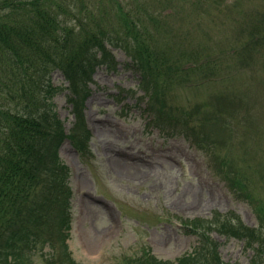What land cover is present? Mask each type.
<instances>
[{
	"label": "trees",
	"instance_id": "trees-1",
	"mask_svg": "<svg viewBox=\"0 0 264 264\" xmlns=\"http://www.w3.org/2000/svg\"><path fill=\"white\" fill-rule=\"evenodd\" d=\"M189 1L198 6V12L187 13L189 22L199 26L216 21L229 5V0ZM60 8L54 0H0V264H37L32 255L44 246L49 247L44 264H81L67 242L72 189L70 169L58 148L68 138L76 148L85 149L89 132L84 102L95 69L116 66L111 47L122 48L129 57L127 66L138 73L150 123L167 135L182 134L204 149L235 196L252 205L258 221L256 227L249 226L234 212L216 210L206 218H178L183 231L197 237L190 252L167 260L145 247L137 255L124 256L120 264H230L220 258L213 231L251 249L248 264H264V196L255 193L250 167L235 153L236 139L230 135L244 127L234 116L238 99L185 105L179 98L180 90L191 87L192 81L203 84L214 76L205 49L175 52L172 43L161 38L163 11L142 13L121 2L110 13L86 5L76 12ZM249 22L241 45L252 50L264 46V10L252 13ZM207 39L203 32L202 40ZM54 70L61 72L67 86L52 83ZM62 89L74 115L69 132L53 102ZM243 114L247 121L250 110L243 108Z\"/></svg>",
	"mask_w": 264,
	"mask_h": 264
},
{
	"label": "rangeland",
	"instance_id": "rangeland-1",
	"mask_svg": "<svg viewBox=\"0 0 264 264\" xmlns=\"http://www.w3.org/2000/svg\"><path fill=\"white\" fill-rule=\"evenodd\" d=\"M54 1L74 12L86 5L110 13L119 2L142 13L163 11L161 38L171 42L175 52L203 47L216 70H211L214 76L196 88L181 89L180 101L192 105L238 99L234 116L244 127L238 126L230 135L236 139L235 153L248 159L251 179L257 183L255 193L264 196V46L252 50L241 45L249 16L264 10V0H229L225 14L201 26L189 22L187 13L198 12L189 0H161L163 4L159 0ZM110 18L115 20L113 15ZM112 53L116 67L98 66L92 76L84 110L89 132L84 151L69 140L59 147L61 159L71 169L72 229L67 242L72 257L81 264H120L124 256L137 255L148 247L158 258L174 260L196 243V236L185 233L176 217H209L214 210L234 211L246 224L256 226L251 204L235 197L204 149L182 135H163L148 125L145 102L138 99L142 92L137 88V74L125 64L129 57L119 47H113ZM50 77L54 85L66 86L58 70ZM53 102L68 131L74 118L66 90L58 91ZM243 108L250 110L247 121ZM212 236L219 242L224 262L248 263L252 250H246L239 240L216 232ZM48 250V246L37 248L34 261L44 264L43 254Z\"/></svg>",
	"mask_w": 264,
	"mask_h": 264
}]
</instances>
